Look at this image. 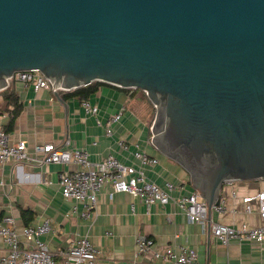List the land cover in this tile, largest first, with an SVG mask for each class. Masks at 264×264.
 Wrapping results in <instances>:
<instances>
[{
  "label": "water",
  "instance_id": "obj_1",
  "mask_svg": "<svg viewBox=\"0 0 264 264\" xmlns=\"http://www.w3.org/2000/svg\"><path fill=\"white\" fill-rule=\"evenodd\" d=\"M32 69L56 94L144 91L209 215L225 182L264 179V0H0V93Z\"/></svg>",
  "mask_w": 264,
  "mask_h": 264
},
{
  "label": "crops",
  "instance_id": "obj_2",
  "mask_svg": "<svg viewBox=\"0 0 264 264\" xmlns=\"http://www.w3.org/2000/svg\"><path fill=\"white\" fill-rule=\"evenodd\" d=\"M75 89L56 94L52 85L37 90L32 83L13 76L10 90L0 93V129L9 133L12 142L25 140L31 152L36 144L63 146L69 139L71 147H86L93 161L113 154L125 164L138 165L135 153L145 151L158 159V163L145 167L147 176L160 185L173 182V199L148 205L126 191L111 195L110 181L99 193L97 208L90 216H83L82 204L74 210L76 203L63 196L59 180L63 170L77 166L41 163L33 152V160L19 167L0 165V218L11 213L19 229L49 219L53 228L43 239L58 259L72 240L88 235L100 250L93 264H132L136 259L148 263L149 258L136 251L137 237L147 235L154 239V249L183 243L194 247L198 252L196 264H264V243L232 240L224 245L212 232L215 222L234 227L262 223L258 200H252V210L247 211L244 197L264 191V179L225 182L219 204L226 210H212L205 225L189 222L176 198L197 189L191 183V173L149 139L156 112L144 91L102 81L89 98L82 99ZM11 93L21 105L16 116L14 104L6 99ZM84 100L97 105L98 112L89 113ZM117 113L121 118L111 124L112 133L108 134V121ZM20 238L23 244L25 237ZM8 249L0 236V259Z\"/></svg>",
  "mask_w": 264,
  "mask_h": 264
},
{
  "label": "built area",
  "instance_id": "obj_3",
  "mask_svg": "<svg viewBox=\"0 0 264 264\" xmlns=\"http://www.w3.org/2000/svg\"><path fill=\"white\" fill-rule=\"evenodd\" d=\"M19 79L30 82L34 88H51L50 80L39 70H23L14 74ZM83 106L89 113L98 112L97 105L89 100L83 101ZM121 113L112 116L107 124V133H112L111 124L119 121ZM67 139L63 146L53 143L36 144L33 152L41 163H66L77 167L63 170L59 174L62 194L65 198L73 200L76 205L82 204L83 216H90L97 208L99 193L102 187L112 182L114 192L126 191L134 197L142 199L144 203L151 205L157 202L166 204L173 199V191L176 185L167 182L160 185L150 179L145 171L148 165L158 163V159L151 157L147 152L139 150L135 153L139 164H125L115 155L110 154L100 161H93L86 147H71ZM25 140L12 142L9 133L0 129V165L7 163L16 167L26 161L33 160L34 156ZM258 200V212L262 223L250 226L242 223L234 227L221 222H215L212 226L213 234L224 245L232 240L251 241L264 243V191L254 196L244 197L247 203L246 210L251 211L252 200ZM179 207L186 213L189 222L206 224L209 216V208L206 200L197 190L189 194H181L176 198ZM212 210L224 212L223 204H215ZM49 219L37 225L17 227L16 218L11 213L0 218V236L9 246L8 253L0 259V264H93L98 259L100 250L92 243L88 235L80 236L70 242L68 247L61 252L62 257L58 259L49 248L43 235L52 230ZM25 237L21 242L20 236ZM137 254L147 256L148 263L136 259L132 264H196L198 252L194 247L185 243L179 245H168L162 249H154L155 241L147 235L137 237Z\"/></svg>",
  "mask_w": 264,
  "mask_h": 264
},
{
  "label": "trees",
  "instance_id": "obj_4",
  "mask_svg": "<svg viewBox=\"0 0 264 264\" xmlns=\"http://www.w3.org/2000/svg\"><path fill=\"white\" fill-rule=\"evenodd\" d=\"M102 81H94L86 86H82V87H79V88H76L74 93L79 95L82 99H87L89 98L94 92H95V87ZM8 103L10 104H14V107H15V116L20 112L21 110V105L20 103L18 102V97L16 94H9L7 97H6Z\"/></svg>",
  "mask_w": 264,
  "mask_h": 264
},
{
  "label": "rangeland",
  "instance_id": "obj_5",
  "mask_svg": "<svg viewBox=\"0 0 264 264\" xmlns=\"http://www.w3.org/2000/svg\"><path fill=\"white\" fill-rule=\"evenodd\" d=\"M138 91H141V90H139V89H137ZM155 111L154 112H156V109H154Z\"/></svg>",
  "mask_w": 264,
  "mask_h": 264
}]
</instances>
